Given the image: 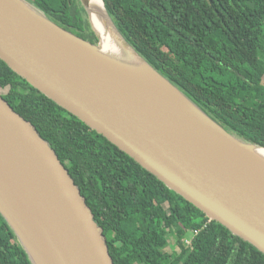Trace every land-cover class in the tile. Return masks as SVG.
<instances>
[{"label":"water","instance_id":"1","mask_svg":"<svg viewBox=\"0 0 264 264\" xmlns=\"http://www.w3.org/2000/svg\"><path fill=\"white\" fill-rule=\"evenodd\" d=\"M27 0H0V59L170 190L264 254V147L229 132L124 45L181 103L97 55ZM0 215L32 264H115L103 229L50 144L0 93Z\"/></svg>","mask_w":264,"mask_h":264},{"label":"trees","instance_id":"2","mask_svg":"<svg viewBox=\"0 0 264 264\" xmlns=\"http://www.w3.org/2000/svg\"><path fill=\"white\" fill-rule=\"evenodd\" d=\"M98 44L79 0H27ZM130 45L238 137L264 147V0H104ZM0 88L56 152L115 264H264V254L170 190L0 59ZM0 264H32L0 215Z\"/></svg>","mask_w":264,"mask_h":264},{"label":"bare ground","instance_id":"3","mask_svg":"<svg viewBox=\"0 0 264 264\" xmlns=\"http://www.w3.org/2000/svg\"><path fill=\"white\" fill-rule=\"evenodd\" d=\"M90 1L92 22L101 39V51L98 52L97 55L116 64L132 77L146 82L176 101L186 103L166 84L158 80L153 73L150 72L148 66L124 45L122 38L116 33L108 19L102 0ZM248 154L251 158L264 166V150L250 149L248 150Z\"/></svg>","mask_w":264,"mask_h":264},{"label":"rangeland","instance_id":"4","mask_svg":"<svg viewBox=\"0 0 264 264\" xmlns=\"http://www.w3.org/2000/svg\"><path fill=\"white\" fill-rule=\"evenodd\" d=\"M7 92H8V88H0V93H1L2 95L7 94Z\"/></svg>","mask_w":264,"mask_h":264}]
</instances>
